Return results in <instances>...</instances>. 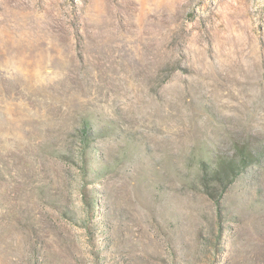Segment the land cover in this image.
Here are the masks:
<instances>
[{"label": "rangeland", "instance_id": "1", "mask_svg": "<svg viewBox=\"0 0 264 264\" xmlns=\"http://www.w3.org/2000/svg\"><path fill=\"white\" fill-rule=\"evenodd\" d=\"M0 264H264V0H0Z\"/></svg>", "mask_w": 264, "mask_h": 264}, {"label": "trees", "instance_id": "2", "mask_svg": "<svg viewBox=\"0 0 264 264\" xmlns=\"http://www.w3.org/2000/svg\"><path fill=\"white\" fill-rule=\"evenodd\" d=\"M89 130L84 131V143L88 142ZM244 150L240 149V156L234 155L231 157L217 156L212 159L213 166H207V172L203 179L204 185L211 187L208 183H215L217 185L225 184L226 181L234 182L242 174H248L247 169L249 166H255L261 163L260 153L251 149L247 144L243 146ZM206 164V163H204ZM209 192V191H206ZM209 194V193H208Z\"/></svg>", "mask_w": 264, "mask_h": 264}, {"label": "bare ground", "instance_id": "3", "mask_svg": "<svg viewBox=\"0 0 264 264\" xmlns=\"http://www.w3.org/2000/svg\"><path fill=\"white\" fill-rule=\"evenodd\" d=\"M146 2V1H145Z\"/></svg>", "mask_w": 264, "mask_h": 264}]
</instances>
